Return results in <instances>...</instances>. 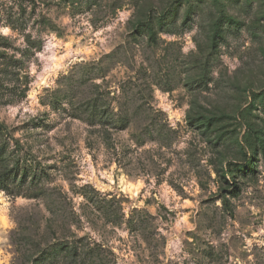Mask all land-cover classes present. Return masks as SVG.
Returning a JSON list of instances; mask_svg holds the SVG:
<instances>
[{
  "label": "rangeland",
  "instance_id": "obj_1",
  "mask_svg": "<svg viewBox=\"0 0 264 264\" xmlns=\"http://www.w3.org/2000/svg\"><path fill=\"white\" fill-rule=\"evenodd\" d=\"M0 264H264V0H0Z\"/></svg>",
  "mask_w": 264,
  "mask_h": 264
},
{
  "label": "trees",
  "instance_id": "obj_2",
  "mask_svg": "<svg viewBox=\"0 0 264 264\" xmlns=\"http://www.w3.org/2000/svg\"><path fill=\"white\" fill-rule=\"evenodd\" d=\"M150 27H151V24L149 22V24L146 26V29H148L149 30V33L152 34V29ZM220 27H221V25L219 23H216L214 25V34H213L212 37H214V38L219 37V35L221 33Z\"/></svg>",
  "mask_w": 264,
  "mask_h": 264
}]
</instances>
